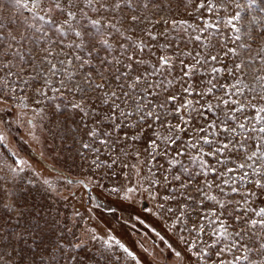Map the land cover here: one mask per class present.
<instances>
[{"label": "rangeland", "instance_id": "rangeland-1", "mask_svg": "<svg viewBox=\"0 0 264 264\" xmlns=\"http://www.w3.org/2000/svg\"><path fill=\"white\" fill-rule=\"evenodd\" d=\"M199 2L193 0L189 4L188 0H154L153 3L151 0H133V7L145 21L140 27L149 28L158 36L170 27L172 20L182 19L201 26L204 20L212 23L215 27L208 30L205 37L213 42H226L237 52L235 57H224L216 66L223 67L227 62L231 68L237 61L248 64L241 76L248 86L240 89L243 96L229 95L224 98L243 101L246 105L264 106V99L258 95L264 92V83L258 79L264 76V0H219L218 7L211 14L196 10ZM144 3L149 6L144 8ZM213 3H217V0H213ZM30 8V4L29 8L15 7L14 0H0V25H3L0 27V37H4L0 42V264L47 262L46 250L56 243L64 245V251L57 253L56 264H60L62 257L69 254L87 258L86 264H218L219 258L228 264L234 255L242 257L244 253L238 248L226 250L219 257L216 255L218 249L232 246L233 237L230 235L229 239L217 241L212 234L219 226L209 223L214 218L209 216L205 220L201 214L198 219L197 212L191 210V202L185 199L184 194L195 197L197 203L202 202L203 209L209 212L217 209L218 205L208 200L207 196L231 201L233 206L239 201L241 210L264 207V196H249L245 203L246 189L253 186L240 179V170L224 177H233L227 185H222L227 193L225 196L216 187L221 177L215 176L207 168L201 169L199 159L193 161L189 158L197 155L196 149H191L189 155L177 157L175 162L169 164V157L162 154V149L155 160L143 153V139L136 142L129 140L117 164L108 167L109 157H115L116 152L84 135L88 129L82 125L87 123L88 127H92L91 121L95 117L88 116L82 120L79 110L71 105L80 103L85 110L91 111L93 105L85 102H94L99 90L89 89L85 94L75 91L74 86L88 87L84 77L90 71L95 83H101L97 70L110 77L115 73V68L96 60L92 61L91 68L81 65L75 56H86V52L59 43L63 40L66 45L74 41L71 33L64 37L59 33L53 35L49 25H42L33 19L32 11L35 9L30 11ZM230 19L233 20L231 25L226 23ZM164 20H168L169 24L164 25ZM149 21L160 23L153 26ZM32 25L49 31L46 35L35 32ZM234 29H239V32ZM196 34L200 33H193ZM132 35L139 41L140 36ZM141 35L146 43H165L164 37L150 41L146 35ZM172 35L178 34L174 32ZM237 35L240 40L233 42ZM184 39H187L186 33ZM181 47H184L183 43ZM193 47L189 42V48ZM153 51L156 49L153 48ZM118 55L117 51H113L109 58ZM61 61L65 63L61 64ZM67 61L72 63L68 64ZM52 65L56 66L55 74L51 70ZM69 76L72 77L71 81ZM217 80L221 84L233 83L235 77L221 72ZM111 90L119 93L115 82ZM217 95L224 96V93L221 91ZM212 102L214 105L217 103L215 99ZM216 111L223 117L228 108L221 103ZM250 113L249 107L246 109L249 126ZM232 115L234 120L228 121L229 125L241 117L239 112ZM212 118L209 114V119ZM124 131L132 132L134 129ZM157 131L161 135L168 134L164 128ZM243 134L250 133L244 131ZM188 135L191 133L181 134L177 145L183 147L181 141L186 140ZM260 135L256 133V136ZM82 142H89L92 147L101 148L102 151L97 154L91 149H84ZM245 143L249 145L250 154L252 142ZM177 145L169 149L172 156H175ZM203 148L204 151L209 150L208 145ZM137 151L141 152L139 159L136 157ZM224 156L230 159L223 166L216 165L211 157L205 156L203 159L223 171L225 167L236 168L238 163L244 162L245 154L225 152ZM120 160L126 161L128 166L121 164ZM97 164L101 166L97 167ZM247 164L260 166L258 160L248 161ZM184 168H188L187 174ZM245 170L251 179L257 178L252 175L251 168L246 166ZM201 171L207 172V176L197 175ZM173 175H180L181 181L173 180ZM189 175L193 177L192 180H189ZM165 176L168 180L163 179ZM181 183L187 186L181 188ZM208 184L212 185L210 189ZM197 185L204 191L197 193ZM231 187L239 189V194L232 193ZM113 188L117 191L113 192ZM128 188L135 191L128 192ZM256 191L259 192V189ZM165 196L169 198L164 199ZM143 201L146 202L145 206H142ZM169 207L175 211L168 212ZM180 207L185 208L183 215L180 214ZM233 215L239 214L233 211ZM247 216L259 220L251 211L244 213V217ZM197 223L205 226V233L199 238L196 232L190 231ZM241 223H244L243 217ZM229 224L230 234L233 229L240 231L239 225L231 221ZM251 231L257 230L250 229L249 234ZM261 235L264 234L257 231V237L251 241L245 235L244 243L255 249L257 245L254 242ZM205 242L214 247L209 248ZM121 244L132 253L131 256L120 247ZM74 245H79V248ZM252 260L254 264H261V254L254 250ZM239 264L246 262L241 259Z\"/></svg>", "mask_w": 264, "mask_h": 264}, {"label": "snow or ice", "instance_id": "snow-or-ice-1", "mask_svg": "<svg viewBox=\"0 0 264 264\" xmlns=\"http://www.w3.org/2000/svg\"><path fill=\"white\" fill-rule=\"evenodd\" d=\"M154 3V0H151ZM193 0H188L191 4ZM32 11L34 20H38L42 25H49L51 32L59 33L64 37L71 33L75 38L74 41L64 45L63 40L59 43L64 47H74L81 52H86V56L76 55L75 60L80 61L81 65H89L92 67V61L96 60L100 64L115 68V73L110 77H106L102 71L97 70L98 78L101 83H95L92 79L91 71L85 73V82L88 87L75 85L74 90L87 94L89 89L99 90L96 100L91 103V111L85 110V106L80 103H73V109L79 110L81 119L84 117L93 116L95 119L91 121L92 127H88L87 123L82 126L88 130L84 135L92 141H98L102 146H107L116 152L115 157H109L108 167L117 164L121 156L122 149H127L129 140L136 142L143 139V153L147 154L150 159L155 160L156 156L162 149V154L169 157L168 163L172 164L177 157L189 155L191 149L197 150V155L190 156L193 161L199 159L201 169L207 168L215 176L221 177L220 183L216 187L221 194L227 196L222 185H227L233 177H224L228 173H234L237 170L241 171L240 179L252 184V188L246 189L245 203L249 196H264V106L259 104L249 103L246 105L243 101L225 99V96H243L241 88L248 86L243 83L241 76L243 69L248 66L247 63L240 61L235 62L233 67L229 68L227 62H224L223 67H217L216 64L221 62L224 57H235L236 49L228 47L226 42L212 39H207L205 33L213 29L215 26L204 20L201 25L190 24L186 20H172L170 27L165 28L159 33V36L153 34L149 28H141L144 24V19L137 13L133 7V0H14L15 7L29 8ZM213 0H200L196 5V10H204L209 14L218 7ZM148 3H144L143 7L147 8ZM95 14V16L90 15ZM239 19V17H235ZM223 22V21H222ZM155 25L160 21H149ZM226 23L231 25L233 20H228ZM164 25H168L169 21L164 20ZM3 27V25H0ZM34 27L35 32L47 34L49 29L42 27ZM189 29L192 31L189 32ZM239 32V29H234ZM218 31V29H217ZM178 35H172V33ZM199 32L200 34L193 35ZM131 33V34H128ZM143 33L150 41H158L159 37H164L165 43L150 44L146 43ZM187 34V39H184V34ZM140 36L139 41L134 39L133 35ZM13 39H15L13 37ZM207 39V43L205 40ZM4 37H0V42ZM240 40L237 35L234 41ZM111 41V43H110ZM39 43V41H34ZM57 43L56 41H51ZM189 42L194 45L189 48ZM183 43L184 47H181ZM118 45V47H114ZM243 47V45H240ZM153 48L156 51H153ZM113 51L119 53L118 56L109 58V54ZM101 53H105L101 55ZM51 55V52L48 53ZM17 55H19L17 53ZM49 63H51L49 61ZM65 63L61 61V64ZM71 64L72 61H67ZM210 66V71H209ZM7 67V65H5ZM53 74L56 73V66L52 65ZM221 72H226L228 76L235 77V82L221 84L217 80V76ZM205 76L208 77L205 80ZM72 77L69 76V81ZM264 83V76L258 78ZM115 82L119 93L116 90H111L112 83ZM63 86V81H61ZM109 90H105V89ZM223 92L224 96H219L217 93ZM264 99V92L259 93ZM217 103L214 105L212 100ZM228 108L224 112L223 117L216 111L220 108V104ZM236 105V107H231ZM251 108V126L249 117L246 114V109ZM222 111V109H221ZM233 112L241 113V117L236 118L231 125L228 121H233ZM209 114L212 119H209ZM171 118V119H170ZM259 125V127H257ZM134 129V131H124V129ZM158 128H164L168 133L161 135L158 133ZM241 130V131H238ZM151 130V131H149ZM244 131L250 133L244 135ZM191 133L186 140L181 141L183 147L177 145L181 134ZM261 135L258 137L256 133ZM242 137V138H241ZM245 141L252 142V151L248 154L249 145ZM175 147V156L170 154L169 149ZM208 145L209 150L204 151L203 146ZM82 148L91 149L93 153H99L101 148H94L89 142H82ZM229 152L235 155L243 152L244 162L238 163L236 168L225 167L223 171L213 166V164L203 159V157H211L215 160L216 165H226L230 157H225L224 153ZM126 154V153H125ZM141 152H136V157L139 159ZM218 157H223L219 159ZM258 160L260 166L247 164L248 161ZM95 163V161H94ZM103 163V162H101ZM121 164L128 166L126 161L120 160ZM101 166L97 164V167ZM249 167L252 170V175L257 177L251 179L249 172L245 168ZM167 171V169H165ZM184 172H189L188 168H184ZM207 172L201 171L197 175L207 176ZM189 180L193 177L189 175ZM168 180V177H163ZM175 181H181L180 175H173ZM187 185L181 183L180 187L184 188ZM212 187L208 184V188ZM259 189V192L256 190ZM231 192L239 194V189L231 187ZM113 192L117 189L113 188ZM135 189L128 188V192H133ZM147 191V189H146ZM177 191V189H173ZM195 191L203 192L204 189L197 185ZM185 199L191 202V210L197 212V218L205 220L209 216L213 217L209 223L213 226L218 225V229H214L212 235L219 241L221 238H232V246L228 249L220 248L216 255L224 251H232V248H238L243 251V256H233L228 264H239L243 259L246 264H254L252 260L253 251L261 254V264H264V235L258 237L254 242L257 246L244 243L245 235L251 241L253 237H257V231L264 234V207L259 209H240L239 201L235 206L231 201L217 200L216 196H207L208 200L215 201L218 205L217 209L205 211L203 203L196 202V198L186 194ZM127 198V197H126ZM165 196L164 199H168ZM174 198V197H173ZM199 209V211H198ZM232 209V211H230ZM168 212H173L175 209L169 207ZM233 211L239 215H233ZM251 211L252 216L244 217V213ZM185 212L184 207H180V214ZM227 213V215H225ZM244 218V223H241V218ZM229 221L232 224L239 225L240 231L233 229L229 232ZM255 229L257 231H251ZM190 231L197 233V237L205 233V226L197 223ZM218 233V235L216 234ZM212 236H210V240ZM119 244V241H117ZM208 247H214L213 244L205 242ZM193 247L195 244L193 243ZM73 247L79 248V245ZM121 248L131 256L122 244ZM64 251V245L56 243L50 249H47L48 261H41V264H56L57 253ZM179 255V253H177ZM205 256L208 253H204ZM135 259V257H133ZM87 258L77 257L69 254L62 257L60 264H86ZM218 264H226L223 258H219Z\"/></svg>", "mask_w": 264, "mask_h": 264}, {"label": "water", "instance_id": "water-1", "mask_svg": "<svg viewBox=\"0 0 264 264\" xmlns=\"http://www.w3.org/2000/svg\"><path fill=\"white\" fill-rule=\"evenodd\" d=\"M29 122H31V119H29ZM145 205H146V202L143 201V202H142V206H145Z\"/></svg>", "mask_w": 264, "mask_h": 264}]
</instances>
